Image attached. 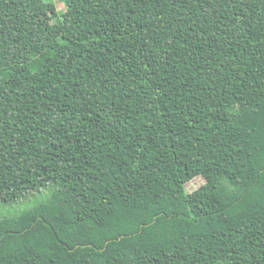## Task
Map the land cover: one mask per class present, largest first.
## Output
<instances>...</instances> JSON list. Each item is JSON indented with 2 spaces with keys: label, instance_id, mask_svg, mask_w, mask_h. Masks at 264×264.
Instances as JSON below:
<instances>
[{
  "label": "trees",
  "instance_id": "trees-1",
  "mask_svg": "<svg viewBox=\"0 0 264 264\" xmlns=\"http://www.w3.org/2000/svg\"><path fill=\"white\" fill-rule=\"evenodd\" d=\"M62 1L0 0V264H264V0Z\"/></svg>",
  "mask_w": 264,
  "mask_h": 264
},
{
  "label": "rangeland",
  "instance_id": "rangeland-1",
  "mask_svg": "<svg viewBox=\"0 0 264 264\" xmlns=\"http://www.w3.org/2000/svg\"><path fill=\"white\" fill-rule=\"evenodd\" d=\"M56 3L57 9L59 13H62L65 9L64 3L62 0H52ZM205 182V179L203 177H196L191 182L187 184V189L189 191H193L197 187H199L201 184ZM49 193L48 190L42 189L39 192H30L28 195H26L24 198H22L18 202L13 203H5L4 205L0 204V215L1 214H17L24 210L25 208L34 205L35 203L42 200L47 194Z\"/></svg>",
  "mask_w": 264,
  "mask_h": 264
}]
</instances>
